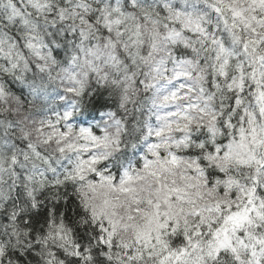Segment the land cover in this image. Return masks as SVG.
<instances>
[{"label":"clouds","instance_id":"obj_1","mask_svg":"<svg viewBox=\"0 0 264 264\" xmlns=\"http://www.w3.org/2000/svg\"><path fill=\"white\" fill-rule=\"evenodd\" d=\"M0 264H264V0H0Z\"/></svg>","mask_w":264,"mask_h":264}]
</instances>
